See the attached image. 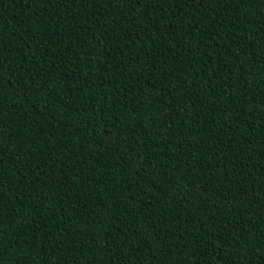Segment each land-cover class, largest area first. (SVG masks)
I'll return each instance as SVG.
<instances>
[{"label":"trees","instance_id":"obj_1","mask_svg":"<svg viewBox=\"0 0 264 264\" xmlns=\"http://www.w3.org/2000/svg\"><path fill=\"white\" fill-rule=\"evenodd\" d=\"M0 181V264H264V0H0Z\"/></svg>","mask_w":264,"mask_h":264},{"label":"snow or ice","instance_id":"obj_2","mask_svg":"<svg viewBox=\"0 0 264 264\" xmlns=\"http://www.w3.org/2000/svg\"><path fill=\"white\" fill-rule=\"evenodd\" d=\"M135 2L136 3H140V0H135ZM146 2H147V0H146ZM157 2H158V0H157ZM120 3L121 4H124L125 3V0H120ZM0 183H3V181H0ZM261 194H264V193H261ZM234 195H235V193H234ZM248 203H251V201H248ZM2 259H3V257L0 256V260H2Z\"/></svg>","mask_w":264,"mask_h":264}]
</instances>
